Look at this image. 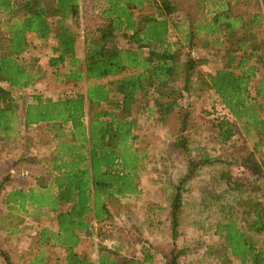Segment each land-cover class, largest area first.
Segmentation results:
<instances>
[{"label":"trees","instance_id":"trees-1","mask_svg":"<svg viewBox=\"0 0 264 264\" xmlns=\"http://www.w3.org/2000/svg\"><path fill=\"white\" fill-rule=\"evenodd\" d=\"M102 1L100 25L84 32L81 56V0H0L5 16L0 25V152L14 141L28 142L34 127L47 134L50 150L47 174L35 185L25 187V178H15L6 190L14 177L0 169L2 203L10 211L6 217L18 221L22 214L33 219L50 215L52 226L38 230L35 243L62 251L63 259L54 264H154L159 250L146 244L141 257L128 258L99 242L96 261L79 249L115 225L111 203L141 195L148 158L137 146L136 114L164 123L184 107L196 67L210 63L208 56L195 59L185 51L190 39L209 37L217 48L221 40L234 38L239 49L228 52L227 62L203 80L226 112L212 126L217 143L228 147L222 156L192 157L183 108L173 149L184 156L186 173L173 187L168 213L173 248L163 257L166 264H178L185 253L175 244L185 186L203 168L219 166L212 180L225 190L218 196L209 190L205 196L232 201L218 208L212 229L222 245L208 254L220 264H264V41L254 30L264 26V0H255L258 10L250 17L230 13V1L239 0H215L219 8L197 30H189L187 45L171 39L172 29L180 30L176 0ZM35 41L42 46L54 42L47 64L62 93H33L27 102L21 93L41 79L42 69L18 57ZM240 134L245 142L238 145ZM16 228L0 226L9 235ZM0 255L12 264L6 253ZM26 264L50 263L40 249Z\"/></svg>","mask_w":264,"mask_h":264},{"label":"rangeland","instance_id":"rangeland-1","mask_svg":"<svg viewBox=\"0 0 264 264\" xmlns=\"http://www.w3.org/2000/svg\"><path fill=\"white\" fill-rule=\"evenodd\" d=\"M214 1L176 0L178 12L175 20L180 30L172 29V41L186 44L189 30H197V25L200 22H207L213 16L214 10L219 8L214 6L216 3ZM225 1L222 0L221 3ZM102 6V0H81L82 14L78 30L80 34L78 53L81 56L84 53V32L100 25L99 12ZM229 7L231 14L243 17H250L258 10L255 0L230 1ZM4 18L5 16L1 14L0 25ZM254 30L258 40L264 41V34L259 33L264 31V26ZM220 42L221 45L218 44L215 48L211 38L195 36L188 43L191 47L184 48L195 59L198 56H208L210 60L207 66L196 67L189 94L188 96L186 94L183 102L186 113L185 129L189 136L192 157L222 156L228 147L217 143L212 126L213 122L215 123L218 117L225 115L226 112L203 83L207 73L213 72L227 62L228 52L239 49L238 40L234 38ZM46 44L42 46L35 41L27 53L18 57L21 63L26 65L37 63L42 69L41 79L33 87L21 93L27 102L31 101L30 96L33 93L44 97H57L62 93L47 64L54 42L49 41ZM120 45L126 47L123 41ZM213 51H216V54ZM179 85L182 86V82ZM145 104L149 106L151 102L146 101ZM183 108L176 109L164 123L155 121L146 113L136 114L139 122L136 131V136L139 138L137 146L144 150L148 158L146 171L141 175V195L138 198L121 199L110 204L115 225L111 226L110 230L102 229L103 235L100 239L88 240L79 249L86 252L93 261L97 259L96 244L101 242L103 246L117 250L121 256L128 258L141 257L144 244L152 246L159 250L155 255L154 264H166L163 255L169 254L173 248L168 219L169 205L174 185L186 173L184 156L173 149V144L183 126ZM28 133V142L14 141L0 152V169L5 172V176L10 174L14 177L5 184L6 190H10V187L15 185V178L16 181L25 178L24 181L22 179V183L25 187H29L35 185L36 179L47 174L49 138L39 127L30 129ZM244 142L240 134L237 137V144ZM248 145L251 147L252 141H248ZM218 168L220 167L203 168L184 188L179 236L175 244L179 250H185V253L178 260V264H220L215 256L208 254L209 251L222 245V240L213 233L212 225L218 217V208L229 205L232 200L230 198L226 203L223 200L209 201V197L205 196V192L209 190L216 196L225 190L222 183L212 180L219 171ZM233 173L240 175L244 174V171L233 169ZM3 196L4 192L0 191V226L17 225V231L9 235L6 231L0 230V253H6L12 264H26L28 259L41 249L45 251L50 264L60 262L64 254L59 248L39 247L35 243L38 230L43 226H52L51 216L40 215L37 219H33L29 215L22 214L18 221L6 217L10 211L2 203ZM12 213L19 214L16 211ZM0 264H6L1 255Z\"/></svg>","mask_w":264,"mask_h":264}]
</instances>
